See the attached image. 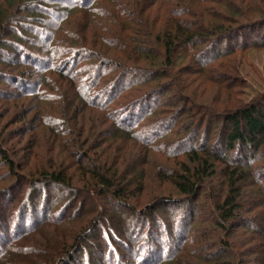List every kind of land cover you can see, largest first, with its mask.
<instances>
[{"label":"trees","instance_id":"16d2710c","mask_svg":"<svg viewBox=\"0 0 264 264\" xmlns=\"http://www.w3.org/2000/svg\"><path fill=\"white\" fill-rule=\"evenodd\" d=\"M55 1L62 4L65 9L75 8L84 13L94 10L93 15H98L96 7L92 8L96 2L100 3L98 0H0V49L10 46L9 51L16 59L14 62L8 59L3 64L6 68L13 70L5 78L11 87L16 86L17 88V91L9 97L14 95L42 100L43 94L38 91V87L44 83V80L35 82L32 79L37 77L38 73H53L59 80L66 83L75 99L89 108L104 112L103 114L107 116L106 122L110 124L109 127L115 129L111 133L114 135L119 132L123 133L121 137H127L128 132L131 135V132L136 131L141 122L152 114H156L157 103L155 101L157 99L154 101V107L151 106L155 97L161 98L173 92V84L164 83L171 78L169 73L174 66L175 55L180 50L191 55L193 68L200 72V70L210 69L209 66L214 63L217 56L227 57L237 51L264 47V43L259 41L264 40V33H261L264 30V0H186L185 2L175 0L174 2L178 3L177 6L182 8V11L173 10L172 7L168 9L167 14L171 21L169 26L165 27L161 38L153 39L152 32L145 34L146 38L155 40L161 46V50L159 53L155 52V55H152V49L146 50L150 43L148 39L141 37L144 34H141L140 29L137 30L140 34L138 40H134V37L127 33H133V26L138 23L134 16L138 15L142 18L143 12L158 0H126V4L121 1V3H113V12L101 15L102 20H105V25L95 24L101 31L95 29L93 24L85 28L87 34L94 35L91 42L93 48H100V43H104L103 47L114 48L116 52L115 46H117L120 49L117 55L115 53L109 55L106 51H102V48L99 49L104 52L102 54L100 52L90 53L82 45V53H77L73 60L71 57H66L72 53L68 47L56 45L51 47L45 44L48 41L45 31L52 27V23L45 21L44 18L53 14L51 6L57 3ZM161 2L165 4V0ZM208 4L223 8L225 13H217L218 10L213 11ZM125 7L129 9L133 7L134 10L128 8L125 10ZM53 12L55 21L67 19L63 12L57 9ZM20 14H27L29 21L33 20L27 27L32 35V48L30 49L22 47L21 42L20 44L9 43L6 39L8 34L12 35L13 23L25 18ZM181 15L189 17L190 20L184 19ZM89 22L92 23L93 19L91 18ZM93 30H96L97 35ZM100 32L116 37L115 40H119L122 45L119 42L111 43L107 36L102 38ZM39 36L43 38L44 47L37 49ZM72 37L69 40L76 43L75 37ZM85 40H88L87 37ZM104 55L109 58H105ZM89 60L104 61L100 67L104 70L94 71L91 67L78 69L76 66L78 62H89ZM140 60L149 66L141 68ZM110 66L116 70H109ZM85 71L88 74L85 75ZM114 71L120 73L115 80ZM102 77L108 79L110 83L104 84L99 92H93L89 101L91 90L96 87ZM161 80L167 81L161 83ZM151 82L156 83L153 89L150 88ZM127 89L131 90L130 100H125L120 110H108L119 93ZM184 113L186 110L183 108L180 115ZM37 114H40L39 106L35 109V115ZM208 117H215V120H221L225 124L224 147L220 157L214 154L212 148L200 154L194 145H190L186 151H181L183 147H180V144L175 145L177 148L174 154L185 155L188 164L182 165L181 169L162 175L172 184L178 199L152 197L149 200L151 202L149 215L146 212L137 213L130 208V203L138 205L139 200L135 199L136 196L132 194L130 188L141 187L143 169L134 166L126 175L119 173L118 162L116 160L113 162L111 159L109 163L111 156L103 150L98 153L99 145L87 147L85 144L89 138L81 140L80 130H75L73 126L71 129H64L67 121L59 122L52 116L50 121L44 125L48 126L51 122L55 125L53 128L52 126L47 127L53 135L58 132L75 137L74 142L72 141L73 145H79L77 148L80 151L75 149L71 154L68 153L67 158L70 160L68 165L61 161L58 165L56 158L49 155L48 164L36 169L27 163L18 166L13 153L3 147L9 138L7 139L0 131V164L16 178L20 177L17 171L25 172L26 177L21 178L20 186H28L24 201L17 207L15 214L7 220L6 226L4 225L7 221L0 224L2 227H0V264H76V257L81 252V244L93 238V232L99 227L100 222L95 218L102 214V210H99L103 207L102 201L105 202L106 211L112 201L116 203L114 206H117V210L129 212H127L128 216L124 217V224L128 223L127 217L131 216L129 217L131 220L138 217L136 220L139 221H135L136 224L144 226L145 221L140 219L145 217L148 218L151 226H154L155 222L151 217L159 208L170 205L178 211L181 224L178 221L175 233L165 237V244L161 243L159 237L151 236V238H146L147 241H141L142 245L148 244V252L143 251L144 247L134 248L135 245L128 248L130 254L136 253L135 262L131 264H175L179 259L177 258L178 253L183 251L185 253L188 249L193 252L191 258L196 261L192 264H248L250 262L264 264V98L262 101L258 100L245 105L238 103L234 109L228 110L225 114L216 115L211 110H207L201 116L200 124L195 128L196 131H200L203 121ZM176 118L172 117L167 121L171 122ZM69 121L76 124L74 116ZM161 125L159 124L158 127H162ZM148 131L156 130L150 128ZM78 137L79 140L76 141ZM91 137L92 140L94 139L93 142L98 139L97 133H92ZM192 142H194L193 139L190 140V144ZM241 150L244 153L243 157L240 156ZM91 152L94 153L95 161L85 164V161L91 160L90 154H93ZM189 164L193 165L192 169ZM217 164L223 166L219 172L221 174L220 193L213 197L206 207L201 209L199 217H196L198 210L196 204L206 188L207 179L218 178ZM72 169L81 172L77 181H75L77 177L72 173L74 171ZM74 183H80L84 189L77 192ZM11 189H1L0 196L11 192ZM53 191H63L67 195L72 194L77 197L82 196L96 208L75 223L73 216L54 214L53 209L56 205L48 200L49 193ZM245 196L249 199L247 203L243 201ZM76 200L77 198L69 201L63 210L70 211L76 207ZM50 215L55 216L49 218ZM57 219L63 223H56ZM206 222L209 227H198ZM46 224L55 228L52 230L47 228L50 232L43 238L41 232ZM65 224L71 225V230L65 233L58 231L59 227ZM120 229L124 228L119 226L115 231L118 232ZM211 229L216 230L218 238L212 236ZM110 230L113 229L110 228ZM238 230H242V233L235 236ZM108 233L109 231H106V235ZM248 256H253L252 261L247 262ZM115 263L120 264L119 261Z\"/></svg>","mask_w":264,"mask_h":264},{"label":"rangeland","instance_id":"374dc122","mask_svg":"<svg viewBox=\"0 0 264 264\" xmlns=\"http://www.w3.org/2000/svg\"><path fill=\"white\" fill-rule=\"evenodd\" d=\"M98 1H100V3L96 2L97 5L95 3L92 6L93 9L95 7L97 9V17L93 15V9L90 13H84L75 8L65 9L62 4L55 1L57 3L51 6V12L53 14L45 16L44 18L45 21H50L52 23V27L45 31L47 34L46 38L48 39L45 44L51 47L54 45L64 48L68 47L72 53L66 57H71L73 60L76 58L75 55H77V53H82L83 46L86 48V51L90 53L100 52L102 54L104 53L102 51H106L109 55H114V53L117 55L120 49L115 45H113V47H116V52L114 48L103 47L104 43H100L102 51L99 50L100 48H93L91 42L94 35L88 33V36L85 32V28L87 29L90 24L95 25L96 23H103V25H105V20H102L101 15L113 12V3L121 1L126 4V0ZM174 1L175 0H165V4H162L161 0H158L153 6L143 12L142 18L138 15L134 16L138 23L133 26V33L127 34L133 36L134 40H138L140 34L137 33V30L140 29V31H142L141 34H144L141 35L143 39L146 38L145 34L150 32H152L153 39L157 37L161 38L165 31V27L167 25L169 26L171 21L167 14L168 9L172 7L173 10L182 11V8L178 7V3L176 4ZM183 1L185 2L186 0ZM208 6H211L210 8L213 11L217 12L218 10L217 13L225 11L218 6H213L211 4H208ZM127 8L128 7H125V10ZM54 9L63 12L67 16V19L55 21V17L53 16ZM131 9L134 10L133 7H130L129 10ZM20 15L25 18H22L19 22H14L15 24L13 23L11 28L13 31L11 32L12 35L8 34L6 39L9 43L14 42L15 44H20L21 42L20 45L22 47L30 49L32 48V35L29 33V28L27 27L33 20L29 21L27 14ZM181 17H183V15H181ZM91 18L93 22L88 23ZM183 18L190 20L189 17ZM211 20L214 21L213 18H211ZM95 29L101 31L96 25ZM117 29L119 32L120 28L118 27ZM94 32L96 33V30ZM261 33L263 34L264 30H262ZM99 34L102 38H106L107 36L102 32ZM72 36L75 37L76 43L69 40V38H73ZM86 37L88 39L87 41L85 40ZM107 37H109L111 43L119 42V44L122 45L119 40H115L116 37L114 38L111 35ZM153 39H148L150 45H147L148 47L146 50L152 49V55H155V52L159 53L161 46ZM259 41L260 43H264L263 39ZM60 42L70 44L65 45ZM38 45L39 47L37 49L44 47L43 38H39ZM2 47L4 46L2 45ZM9 50L10 46L0 49V75H4L2 76L3 78L0 77V131L3 132L7 139L9 138V141H7V144L3 145V147L13 153L16 164L22 166L27 163L30 167L36 169L37 167L48 164L47 160H50L49 155H52V157L54 156L56 158L58 165L60 161L68 165L70 163V160L67 158L68 153L70 152L71 154L75 149L80 151V149L77 148L79 145H73V138L75 137L68 136V134L62 135L58 132H55V135H53L47 127L52 126L53 128L55 125H52V122L48 124V126L44 125L50 121L49 119L52 116L59 122L67 121V123L64 124V129H71V126H73L75 130H80L82 132L81 140L89 138V141L85 144L87 147L99 145L98 153L103 150V152H107V154L111 156L108 161L109 163L111 159L113 162L115 160L118 162L119 173L126 175L134 166L143 169L141 174L143 179L141 187L136 188L134 186L130 188L132 194L136 196L135 199L139 200L138 205L130 203V208H133L137 213L146 212L147 215L150 214L151 202L149 200H151L152 197H170L178 199L172 184L162 175L167 172L169 174L173 170L181 169L182 165L188 164L185 155L174 154L177 148L175 145L180 144L179 146L183 147L181 151H186L190 148V145H194V148L200 151V154L212 148L211 150L214 151V154L220 157L224 147L223 131L225 124L221 120H215L217 116L214 118L208 117L203 121L200 131H196L195 128L200 124L199 120L201 116L204 115L207 110H211L214 114L216 113V115L221 113L225 114L228 110L234 109L238 103L245 105L257 102L258 100L262 101L264 98V47L259 46L242 52L237 51L227 57L217 56L213 61L214 63L209 66L210 69L200 70V72L193 68L191 55L180 50L175 55L174 66L169 73L171 78L168 79L169 81L161 80V83L167 81L164 84L169 85L172 83L173 92L161 98L155 97L151 102V106L154 107V101L157 99L155 101L157 103V108L155 109V111H157L156 114H152L148 119L141 122L136 128V131L131 132V135L135 133L134 135L131 136L128 132L127 137H121L123 133L119 132L115 135L111 133L115 131V129L109 127L110 124L106 122L107 116L103 114L104 112L89 108L78 99H75V96H72L73 94L70 92V88L66 83L59 80L53 73L43 72V74H39L37 72V75L40 77L37 76L32 79V81L35 82L44 80V83L38 87V91L43 94L42 100L32 97L21 98L14 95L9 97L13 92L15 93V91H17L16 86L11 87V84L7 78H5V76L11 74L13 70L6 68L5 65H3L5 63L4 61L10 59L14 62V60H16L13 58V53ZM104 57L109 58L107 55H104ZM103 62L104 61L101 60H89V62L81 61L78 62L76 66L78 69L91 67L94 71H103L104 68L100 69ZM54 63L56 64L55 61ZM139 65L141 68L149 66V64L141 60L139 61ZM108 69L112 71L116 70L113 66L108 67ZM86 74H88L87 71H85V75ZM114 74L115 80L120 73L114 71ZM107 80L108 79L102 77L94 88L95 90L91 88L92 92L89 95V101L91 100L93 92H99V90L104 87V84L110 83ZM155 85L156 83L153 82L150 88H155ZM150 88L149 90H151ZM131 96V90L128 89L119 93L108 110H118L121 108V105L123 106L125 100H130L129 97ZM37 106H39L40 114L35 115ZM183 108L186 110V113L180 115ZM72 116H74L76 124H74V122L70 123L69 119ZM172 117L177 118L171 122L167 121ZM159 124H162V127L159 128ZM150 128L156 131H148ZM92 133H97L98 139L96 142H93L94 139L92 140ZM192 139L194 142L190 144V140ZM78 140L79 137L76 141ZM240 152V156L243 157V151L241 150ZM90 155L89 157L91 160L85 161V164L95 161L94 153ZM189 167L192 169L193 165L189 164ZM222 169L223 166L217 164L218 178L213 177L207 179L208 184L206 183V188L196 204L198 209L196 217H199L201 209L206 207L210 200L220 193L219 189L221 186L219 184L221 183V174L219 172ZM72 170H74L72 173L77 177L75 179V181H77L81 176V172L75 169ZM17 172L20 176L18 178H16L14 174H9L6 168L0 164V190L12 188L11 192L4 195L1 194L2 196H0V224L12 218L17 207L24 201V196L28 189L26 185L20 186L22 182L21 178L26 177L25 172L21 170ZM74 187L77 192L84 189L80 183H74ZM246 195L248 196V193H246ZM75 198H77V206L70 211L63 210L67 203ZM40 199H42V197ZM48 200L50 203L56 205V208L53 209L55 215L61 216L66 214V217L73 216V222L75 221V223L80 221L87 214L89 215V212L93 208H96L88 199L84 200L82 196L77 197L72 194L67 195V193L63 191H53L49 193ZM248 200L246 196L243 198L244 203H247ZM40 203L41 201L39 204ZM115 204L116 203L111 201L106 211L105 202L102 201L103 207L99 209L102 210V214L101 216L97 215L95 218V220L100 222L98 224L99 227L93 232V238L87 239L81 244V252L76 257V264H78V262L79 264H116L115 262L117 261H119L120 264H131L135 262L134 256L136 253H129L130 251H128V248L130 246L135 245L134 248L136 249H139V247L142 249L144 247L143 251L148 252V244L142 245L141 241H147V237L151 238V236H155L159 237L162 244H165V237L171 233H175V229L177 228L176 225L179 221L178 211L170 205L161 207L152 214L153 216L151 219L155 222L154 226H151L148 218L145 217L140 219L146 223L142 226L135 222L139 221L136 220L138 217H135L134 220L132 218L131 220V218H129L131 216L127 217L128 223L124 224V217L128 216V211L124 212V210L121 209L117 210V206H114ZM82 205L86 206L82 208ZM52 216L50 215L49 218H52ZM59 221L60 220L57 219L56 223H63ZM7 223L8 221L4 226H6ZM179 224H181L180 221ZM68 225L69 224H65L60 226L59 229H56L65 233L71 230V225ZM47 226L48 224H46V229H42L41 235L43 238L50 232L47 231V228L51 230L55 228L52 225ZM119 226L124 229H120L118 232L115 231ZM201 226L209 227V224L206 222L198 225V227ZM110 228L115 232L113 230L111 231ZM106 231H109L107 235ZM241 231L242 230H238L235 232V236H239L240 233H242ZM211 232L213 237H219L217 236L216 230L211 229ZM58 236L57 233V237ZM111 247L113 248L111 249ZM138 252H140V250H138ZM192 253L190 249L185 253L184 251L178 253L177 258L179 259L175 264H192L196 262L191 258ZM252 258L253 256H248V258H246L247 262L252 261ZM248 264H252V262Z\"/></svg>","mask_w":264,"mask_h":264}]
</instances>
